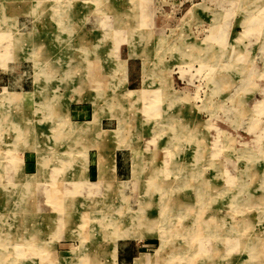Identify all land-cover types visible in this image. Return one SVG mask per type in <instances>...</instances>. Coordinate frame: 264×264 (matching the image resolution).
<instances>
[{"label": "rangeland", "instance_id": "374dc122", "mask_svg": "<svg viewBox=\"0 0 264 264\" xmlns=\"http://www.w3.org/2000/svg\"><path fill=\"white\" fill-rule=\"evenodd\" d=\"M150 3L0 0V264H264V0Z\"/></svg>", "mask_w": 264, "mask_h": 264}, {"label": "crops", "instance_id": "0c3cea01", "mask_svg": "<svg viewBox=\"0 0 264 264\" xmlns=\"http://www.w3.org/2000/svg\"><path fill=\"white\" fill-rule=\"evenodd\" d=\"M160 2V3H165V4H172V3H174V1H176V0H150V4H151V8H150V10L151 11H149V16L151 17V18H153L154 17V10H153V8H152V3L153 2ZM188 11V10H187ZM186 11V12H187ZM185 12V13H186ZM150 24V28H152V24L151 23H149ZM152 30H154L153 28H152ZM155 32H157L158 34H161V32L159 31V30H156V31H154V34H155ZM157 35V34H156ZM128 59V58H127ZM7 86H8V84L6 83V84H4V88L6 89L7 88ZM20 89H23L22 87L20 88ZM20 92V91H19ZM78 103H81V101H79ZM93 113V112H92ZM92 116V115H91ZM87 120H83L82 122H86ZM100 128L101 129H104L103 127H101L100 126ZM107 129H110V128H107ZM113 148H114V146H107L106 148H105V150L106 149H112L113 150ZM119 148H116L115 150H118ZM121 149V148H120ZM119 149V150H120ZM112 150H110V151H112ZM114 150V151H115ZM95 151H96V153H95V158L97 159V161H98V157H97V154H98V151H97V149H95ZM104 151V150H103ZM111 156H112V159H111V163H112V165H113V167H114V174H115V176H116V179L117 178H121V177H124L125 175H126V173H127V168H128V166L126 165V162H125V156H123V152H113L112 154H110ZM95 159V160H96ZM36 171V170H35ZM24 174V173H23ZM25 175V174H24ZM98 175L97 174H95L94 175V178H95V180H96V177H97ZM86 180L88 181V180H90L89 178L87 179L86 178ZM95 180H90V181H95ZM120 181V180H119ZM121 181H122V179H121ZM136 240H138V239H128V238H126V239H121V240H118L117 241V244H116V263L115 264H134L135 263V259L136 258H139L140 259V255L141 254H144V250H146L145 249V242H139V241H136ZM141 240V239H140ZM70 249V248H69ZM68 249V250H69ZM60 250V249H59ZM62 250V249H61ZM155 251V250H154ZM153 251V252H154ZM154 254H155V252H154ZM154 254H152V256H153V259H152V261H151V263L152 264H154V259H155V256H154ZM150 259H151V257H150ZM143 260V258L141 259V264H142V261Z\"/></svg>", "mask_w": 264, "mask_h": 264}, {"label": "bare ground", "instance_id": "6f19581e", "mask_svg": "<svg viewBox=\"0 0 264 264\" xmlns=\"http://www.w3.org/2000/svg\"><path fill=\"white\" fill-rule=\"evenodd\" d=\"M149 6V5H148ZM147 9V8H146ZM147 15V14H146ZM145 16V15H144ZM94 62V61H93ZM124 124V123H123ZM174 124V123H173ZM128 126H129V124H128ZM80 129H82V128H80ZM183 129V128H182ZM186 129V128H185ZM28 131V130H27ZM179 131V130H178ZM177 131V132H178ZM180 134V133H179ZM180 136V135H179ZM177 139V138H176ZM175 141V140H174ZM106 142V141H105ZM104 145V144H103ZM106 145V144H105ZM107 147V146H106ZM101 149V148H100ZM180 149V148H179ZM175 155V154H174ZM177 155V154H176ZM105 156V155H104ZM103 156V157H104ZM173 156V155H172ZM171 157V156H170ZM102 160V159H101ZM101 163V162H100ZM172 170V169H171ZM173 171V170H172ZM149 176V175H148ZM154 178V177H153ZM190 179V178H189ZM162 180V179H161ZM188 180V179H187ZM192 180V179H191ZM144 181H146V180H144ZM157 181V180H156ZM163 182V181H162ZM144 184V183H143ZM167 184V183H166ZM193 184V183H192ZM204 184V183H203ZM152 185V184H151ZM154 185H155V183H154ZM153 185V186H154ZM205 186H206V183H205ZM114 187V186H113ZM133 187V186H132ZM169 187V186H168ZM156 188V187H155ZM165 188V187H164ZM163 189V188H162ZM161 189V190H162ZM205 189V188H204ZM163 191V190H162ZM205 191V190H204ZM117 192V191H116ZM151 192H149V194H150ZM163 193V192H162ZM149 194H148V196H149ZM165 194V193H164ZM127 195V194H126ZM167 197V196H166ZM164 199H165V197H164ZM169 200V199H168ZM170 201V200H169ZM118 202V201H117ZM168 202V201H167ZM162 205H164V204H162ZM185 206V205H184ZM119 207H121V205L119 206ZM140 207V206H139ZM183 208V207H182ZM139 209V208H138ZM184 210H186V208H184ZM114 211V210H113ZM116 211V210H115ZM142 212V211H141ZM151 215V214H150ZM152 216V215H151ZM143 217V216H142ZM121 224V223H120ZM231 226V225H230ZM112 227H118V225H115V226H112ZM190 228V227H189ZM232 229V228H231ZM192 230L193 229H191V232H192ZM182 231V230H181ZM230 231V230H229ZM179 232V231H178ZM182 232H184V231H182ZM182 232H181V235H182ZM228 232V231H227ZM180 233V232H179ZM190 233V232H189ZM168 234V233H167ZM178 234V233H177ZM192 234V233H191ZM226 235V234H225ZM165 236V235H164ZM171 236V235H170ZM176 237V236H175ZM192 237V236H191ZM186 238H188V237H186ZM239 238V237H238ZM196 239V238H195ZM248 239V238H247ZM190 240V239H189ZM249 240V239H248ZM245 242V241H244ZM171 245V244H170ZM262 245V244H261ZM245 247V246H244ZM200 248V247H199ZM261 248H263V246L261 247ZM262 252V251H261ZM247 260V259H246ZM245 261V260H244Z\"/></svg>", "mask_w": 264, "mask_h": 264}]
</instances>
